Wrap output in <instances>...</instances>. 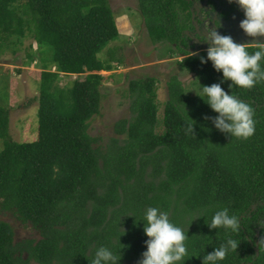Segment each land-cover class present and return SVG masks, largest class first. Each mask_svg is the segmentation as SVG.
Here are the masks:
<instances>
[{
	"label": "trees",
	"instance_id": "obj_1",
	"mask_svg": "<svg viewBox=\"0 0 264 264\" xmlns=\"http://www.w3.org/2000/svg\"><path fill=\"white\" fill-rule=\"evenodd\" d=\"M201 2L138 0L151 42L171 51L174 46L184 57L179 65L198 86L222 78L211 62L201 63L206 50L190 52L195 40L187 32L200 24L193 15ZM226 2L209 0L208 7L217 11ZM222 14L228 20V11ZM27 33L40 52L51 54V64L43 61L40 73L35 140H11L9 111L0 105V207L31 223L41 239L16 243L13 227L0 222V264H90L102 245L122 249L120 264H138L146 250L140 221L148 207L167 211L188 231L185 264H202L229 236L241 242L221 264H264V82L231 90L255 112V133L242 140L216 130L207 117L217 114L178 76L167 84L164 131L158 133V80H131V117L116 123L117 137L103 147L90 134L102 110L101 72L122 61L119 49L109 48L121 38L110 0H0V38ZM247 46L252 52L258 44ZM73 76L69 87L57 85ZM230 83L222 84L225 91ZM187 114L195 121L194 136L185 132ZM225 207L241 218L239 233L207 227Z\"/></svg>",
	"mask_w": 264,
	"mask_h": 264
},
{
	"label": "rangeland",
	"instance_id": "obj_2",
	"mask_svg": "<svg viewBox=\"0 0 264 264\" xmlns=\"http://www.w3.org/2000/svg\"><path fill=\"white\" fill-rule=\"evenodd\" d=\"M115 13V20L119 27L121 38L112 43L110 47H117L120 63H114L113 71H103V101L99 116L90 122V134L101 139L103 147L117 137L116 123L122 119H129L130 96L129 83L134 79L155 77L158 80L157 94L159 104L160 125L158 133H163V116L165 104L168 101L167 84L172 76H178L184 83L188 93L195 96L200 91L196 76L179 63L184 57H179L176 48L172 51L166 44L154 45L147 33L144 19L138 8V0H110ZM203 13L200 27L214 26L217 23L218 31L222 35H230L237 43L264 42V37H248L239 28L240 21L244 18L242 10L235 3L226 2L218 5V10L211 7ZM228 11V20L222 12ZM209 18V21H203ZM198 24V23H197ZM196 27V24H195ZM1 39V38H0ZM2 42L0 54V105L6 107L10 115V139L17 142H31L38 136L39 131V101L41 86V72L43 61L51 64V54L40 52L31 33L21 39L11 37ZM196 39L195 45H198ZM200 44L198 51L206 50L207 44ZM193 46V44H192ZM108 48L100 55L106 58ZM51 66V65H50ZM49 66V67H50ZM54 70L49 68V70ZM73 77L62 78L57 85L69 87ZM193 79V80H192ZM97 146V145H96ZM4 142L0 139V152ZM0 222L9 223L15 232L16 243L26 240H40V231L31 223H24L13 212H5L0 207ZM27 258V255H26ZM30 264H38L32 261Z\"/></svg>",
	"mask_w": 264,
	"mask_h": 264
},
{
	"label": "clouds",
	"instance_id": "obj_3",
	"mask_svg": "<svg viewBox=\"0 0 264 264\" xmlns=\"http://www.w3.org/2000/svg\"><path fill=\"white\" fill-rule=\"evenodd\" d=\"M228 3H235L242 10L244 18L240 21L239 28L246 36L264 37V0H228ZM213 23L214 26L210 27L208 24L201 33L207 49L206 57L202 56L200 60L201 63L211 62L213 69L221 73L222 78L219 83L211 85L199 83V94L194 92L217 114L214 117H207L216 130L231 138L246 140L255 133L254 108L250 103L232 94L231 90L233 86L250 90L264 82V42H256L257 49L250 52L247 46L249 43H237L232 36L220 34L219 20ZM217 23L219 27L216 26ZM227 81L231 82L228 85L229 91L222 87ZM187 117L185 132L194 136L195 121L190 119L188 114ZM140 222L143 223V232L147 239L146 250L141 254L138 264H185L189 260L186 259L188 231L185 232L174 224L169 219L167 211H162L158 207H148ZM206 225L209 229L223 228L231 233H239L241 218L230 214L229 209L225 207L217 210L211 222ZM240 242L229 236L219 247L204 255L202 264H221L229 253L237 252ZM121 250L117 252L112 247L102 245L95 249L90 264H120Z\"/></svg>",
	"mask_w": 264,
	"mask_h": 264
},
{
	"label": "flooded vegetation",
	"instance_id": "obj_4",
	"mask_svg": "<svg viewBox=\"0 0 264 264\" xmlns=\"http://www.w3.org/2000/svg\"><path fill=\"white\" fill-rule=\"evenodd\" d=\"M208 3H209V0H208V2H207V4L205 5V0H204V2H201L199 5H197V9H198V11H197V13H196V15H195V19H196V17H198L199 18V20L201 21V19H202V16H203V13L206 11V10H208L207 8H209L208 7ZM214 11H216V9H213ZM209 21V18H205L203 21ZM199 21V22H200ZM202 27H200V24L198 23V29H196V27H195V31H191V30H189L188 32H187V34H189V36L190 37H192V39H194L195 41H196V39H198V36H200V38L201 39H203V36L201 35V33H202ZM199 40V39H198ZM200 44H205L204 42L203 43H201L200 42V40H199V42H198V45H195L194 47H195V53L196 54H198V53H200L201 51L199 50L198 51V46L200 45ZM201 45V46H202ZM196 51H198V52H196Z\"/></svg>",
	"mask_w": 264,
	"mask_h": 264
},
{
	"label": "water",
	"instance_id": "obj_5",
	"mask_svg": "<svg viewBox=\"0 0 264 264\" xmlns=\"http://www.w3.org/2000/svg\"><path fill=\"white\" fill-rule=\"evenodd\" d=\"M207 2H208V0H205V5L207 4ZM193 19L195 20V15H193ZM196 29H198V24L197 23H196ZM197 41H199V40H197ZM190 52L192 54H196L194 49H191Z\"/></svg>",
	"mask_w": 264,
	"mask_h": 264
},
{
	"label": "built area",
	"instance_id": "obj_6",
	"mask_svg": "<svg viewBox=\"0 0 264 264\" xmlns=\"http://www.w3.org/2000/svg\"><path fill=\"white\" fill-rule=\"evenodd\" d=\"M56 69L54 68V71H55ZM77 78V76H75V79Z\"/></svg>",
	"mask_w": 264,
	"mask_h": 264
},
{
	"label": "crops",
	"instance_id": "obj_7",
	"mask_svg": "<svg viewBox=\"0 0 264 264\" xmlns=\"http://www.w3.org/2000/svg\"><path fill=\"white\" fill-rule=\"evenodd\" d=\"M251 44V43H250ZM255 44V43H254Z\"/></svg>",
	"mask_w": 264,
	"mask_h": 264
}]
</instances>
